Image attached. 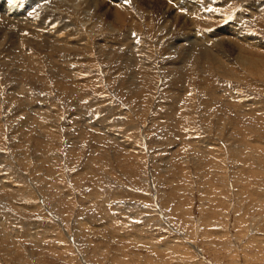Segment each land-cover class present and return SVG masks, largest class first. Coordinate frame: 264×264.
<instances>
[{
    "label": "rangeland",
    "instance_id": "1",
    "mask_svg": "<svg viewBox=\"0 0 264 264\" xmlns=\"http://www.w3.org/2000/svg\"><path fill=\"white\" fill-rule=\"evenodd\" d=\"M216 1L207 22L191 17L202 34L236 24V35L264 42V11L251 7L264 0ZM143 8L131 35L125 20L119 36H106L156 53ZM8 42L0 45V264H264V63L234 65V77L214 67L206 86L199 71L182 88L157 76L147 88L139 67L117 61L114 84L102 66L60 76L43 53L32 65ZM173 87L183 95H173L176 104Z\"/></svg>",
    "mask_w": 264,
    "mask_h": 264
},
{
    "label": "bare ground",
    "instance_id": "2",
    "mask_svg": "<svg viewBox=\"0 0 264 264\" xmlns=\"http://www.w3.org/2000/svg\"><path fill=\"white\" fill-rule=\"evenodd\" d=\"M20 1L22 4L20 9L21 12L16 9L11 11V9H9L11 7L5 5V0H0V45H3L6 40L9 41L7 49L11 52L15 50L17 53V50H19V53L21 51L20 54L23 56L25 55V60L27 59L25 62L28 63L29 61L30 64L35 63L39 65L40 62L49 61V64L51 63L61 74L60 76L64 75L63 72L65 71L66 73L67 70L78 72L83 69V67L91 68V66L93 67L95 65V67L97 66V68H99L102 66L104 69H102V71L103 74L107 76L108 84H112L115 79L116 81L120 80L117 74L110 75L113 73L114 68H116L115 66H117L118 61L120 68L124 67L131 72L139 67L140 74H142L140 82L142 87L147 86L148 88L149 85H152L151 82L156 79L157 76V80L163 78L170 86L179 84L182 88L184 86L182 84H187L188 80L190 78L193 79L195 73L199 71L203 74L201 80H204L206 86L208 85L207 76L214 72V67L222 70L221 72L224 76L234 77L238 76V73L233 68L234 65L237 67V64H239L245 67H255L258 69L260 68L258 67L259 62L264 63V57L261 56L264 54V51H261L264 49V42L251 36L243 34V36H241L243 30L236 35V24L233 26L229 25L225 27V29L219 28L215 33L213 31H206V36L203 35L205 31L202 34V31L197 27L199 26V22L194 21L191 17L203 15L205 16L203 22H207V20L210 19L209 17L213 16V14L208 11L207 6H217L216 0H169L174 1L177 8L171 4L172 2L169 4L168 0H30L28 1L29 6L27 8L23 6V0ZM201 1L203 2L201 3ZM232 1L243 2L245 0ZM35 4H38L39 8L33 10L32 8ZM138 5H141L142 8L144 7L143 9L147 11L148 18L142 25L145 27V30L154 33V40L157 47L156 53L145 46L141 40H138V43L132 45L126 38L119 41H117L118 38H116L115 42L113 39H109V36L113 34H115L116 37L120 35L119 32L126 21L128 22L130 35L134 32V27L138 23L136 14H139L141 17V11L139 12L136 9ZM134 6L136 12L133 9ZM251 7L252 10H258L256 12L257 14L261 10L264 11V5L260 2L255 3L254 6ZM154 17H158L156 22H154ZM240 17L244 18V15H240ZM205 19L206 21H204ZM186 30L187 33H185ZM85 32L86 34H84ZM101 36H106V38L99 39ZM174 37L178 38L173 40ZM170 40L173 41L170 42ZM244 42L249 43L256 50L259 49L257 54L254 55V52H250L248 48L246 49L242 46L241 44ZM207 44L213 47L215 51L213 48L205 47ZM134 50L140 52V57L137 59L131 56ZM42 53L43 62L37 59V56H34V54L40 56ZM22 55L18 56L22 57ZM230 56H233L235 62L232 61ZM21 57L18 62L21 61ZM87 57L89 61H86L88 59ZM85 58L87 59L85 60ZM155 58L158 59V63L154 61ZM1 60L5 62L3 59H0V61ZM12 60H14V58H12ZM12 60H10V62ZM230 60L231 63H229ZM14 62H12V64ZM15 63L17 64V62ZM27 63L25 65H28ZM6 64H8V62ZM22 64L23 61L21 66H25ZM40 67L43 68V66ZM18 68L20 70V67ZM18 68H16V70ZM5 69L8 70L7 68ZM13 69L15 70V68H12V70ZM191 71H193V74ZM16 72L17 71L14 73ZM20 74H22L21 71ZM37 76H35V80H39L36 79ZM42 77L45 78L43 75ZM72 77L74 78L75 75ZM133 77L132 75H128L127 78H125L126 84L129 85L130 82H133ZM54 80L53 78V81ZM1 84L2 83H0V85ZM173 88L168 91V96L169 94L171 95L170 101L173 99V95L178 92L176 87L174 88L176 90L172 92L171 90ZM129 90L133 93L134 89L132 87V89L130 88ZM14 93L12 94L14 95ZM134 93L135 96H139L137 91H134ZM212 93H215V91ZM206 94L207 93H205V97L208 95ZM175 95V97L179 99L182 97L183 99L182 93L180 95ZM175 99L176 98H174V100ZM208 99L212 100L213 98L208 96L206 100H203V104L206 106L208 104L206 102ZM171 102V104H176L177 101ZM203 104L201 105L203 106ZM6 105L8 106V104ZM41 109L42 108L39 107V110L36 111H40ZM32 110L35 111L34 109ZM172 110H174V108H172ZM167 111L170 112L171 110L168 109ZM167 111L165 112L168 113ZM209 114H211L210 110L207 111V115ZM5 116L7 117V114ZM13 116H15V114Z\"/></svg>",
    "mask_w": 264,
    "mask_h": 264
}]
</instances>
